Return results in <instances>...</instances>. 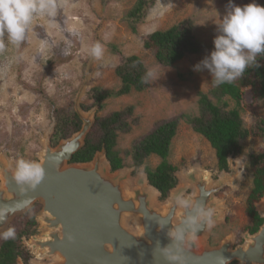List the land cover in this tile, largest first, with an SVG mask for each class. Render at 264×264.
<instances>
[{
    "label": "rangeland",
    "instance_id": "obj_1",
    "mask_svg": "<svg viewBox=\"0 0 264 264\" xmlns=\"http://www.w3.org/2000/svg\"><path fill=\"white\" fill-rule=\"evenodd\" d=\"M137 1L55 0L56 14L52 17L37 15L19 45L9 43L4 37L6 46L0 51V162H10L14 170L19 158L39 162L45 149V139H52L56 110L71 107L75 110V100L83 90L81 107L85 105L89 107L88 111L94 110V119L129 107L133 109L129 118L131 131L119 135L117 148L126 163L123 169L128 179L123 186L127 192L146 174V166L155 168L160 164L161 160L152 156L143 168L137 170L132 166L128 153L136 142L149 135L161 122L181 115H198L199 94H208L213 86L206 69L201 72L193 69L214 50L217 26L226 15L229 0H162L165 5L171 3L162 10V14L156 2L137 26L138 32L134 33L126 19ZM232 2L243 6L253 0ZM255 2L259 4L258 0ZM188 19L194 21L196 34L207 50L186 55L172 67L160 65L154 52L144 48V39ZM95 42L104 46V55L99 60L88 53V48ZM110 46L116 47L120 54H113ZM131 56L140 57L148 72L155 73L150 78V86L143 92L133 91L129 95L109 99L103 110L98 111V106L90 99L92 90L118 91L121 81L116 68L123 59ZM257 114L264 118V100ZM241 115L246 127L254 125L256 116L252 109L241 111ZM262 151L264 142L252 136L243 143L242 154L231 159L230 165L239 172L241 181L238 180L240 182L235 187L223 188L216 195L221 209L215 214L221 216V222L214 225L209 233L211 247H217L229 238H233L234 248L244 245L252 225L247 214V198L253 187L249 162L252 154ZM169 161L178 168V177L194 168L210 173L213 181L220 176L215 150L183 120L173 140ZM235 179L233 177L229 183L237 181ZM171 196L167 200L157 196L156 203L165 205ZM36 205L41 206L35 213V220L39 218L43 206L36 203L26 213L14 217L6 231L11 227L18 229L24 226L27 221L24 217ZM43 232L41 223H37L35 236H41ZM31 238L23 239V245L30 253L29 264L50 263L48 259H38L29 248ZM191 245L195 247V244Z\"/></svg>",
    "mask_w": 264,
    "mask_h": 264
},
{
    "label": "water",
    "instance_id": "obj_2",
    "mask_svg": "<svg viewBox=\"0 0 264 264\" xmlns=\"http://www.w3.org/2000/svg\"><path fill=\"white\" fill-rule=\"evenodd\" d=\"M83 95L81 90L75 100L81 130L56 147L51 145V137L45 139L39 161L45 176L39 185L30 188L17 184L11 163L0 162V233L14 217L41 203L36 221L44 232L32 236L28 246L38 259L50 260L47 264H170L163 249L173 245L171 233L186 227L184 221L195 215L176 205L173 197L189 192L187 198L214 210L213 226L219 224L221 216L215 213L221 204L216 195L241 181L239 172L230 165L233 157L228 159L229 172H222L216 181L199 168L180 174V186L172 189L171 198L160 206L156 197L161 198V194L149 184L146 174L127 192L123 183L128 174L124 169L113 172L104 150L89 163H72L95 123V111L86 112L81 107ZM231 176L237 180L232 184ZM176 177L179 180L177 173ZM255 208L263 225L257 233H248L244 245L236 248L233 238L211 247L208 237L213 226L198 232L195 241L186 232L184 242L179 244L184 264H264V198ZM172 250L175 254V247ZM18 264L24 262L19 259Z\"/></svg>",
    "mask_w": 264,
    "mask_h": 264
},
{
    "label": "trees",
    "instance_id": "obj_3",
    "mask_svg": "<svg viewBox=\"0 0 264 264\" xmlns=\"http://www.w3.org/2000/svg\"><path fill=\"white\" fill-rule=\"evenodd\" d=\"M156 2L157 0L136 2L126 19L134 33L138 32L137 26L143 22ZM258 3L264 6V0H258ZM144 48L152 50L157 62L164 67L174 66L186 55L201 54L207 50V46L197 36L194 21L191 19L149 35L144 39ZM110 50L113 54H120L114 46H110ZM257 63L259 67L247 68L234 82L220 86L212 84L208 94L200 93L198 115H181L161 122L149 135L132 146L128 155L131 157L132 166L137 170L143 168L152 156L161 160L157 167L146 166L144 171L149 184L160 192L162 200H166L178 184V168L173 166L169 159L173 140L182 120L191 126L195 133L205 138L215 150L219 170L228 171V159L242 154L243 143L249 137H257L264 142V118L257 114L258 107L264 100V55L257 57ZM147 72L140 57L125 58L116 68V75L121 81L120 89L104 91L94 88L90 99L98 106V111H101L109 99L129 95L133 91L143 92L150 86V80L145 83L143 79ZM82 108L85 111L90 110L85 105H82ZM246 109L255 112V123L251 127H246L241 115V111ZM132 114L133 109L129 107L107 116H96L95 123L85 139V145L74 155L72 163H89L97 153L104 150L112 171L123 169L126 163L117 149L118 137L131 131L129 118ZM55 116L56 125L51 139L53 147L78 133L82 127V121L73 107L57 109ZM249 164L253 187L247 198V214L253 221L249 231L255 234L263 225V219L257 213L255 204L264 198V151L252 154ZM40 207L36 205L24 217V220L27 219L24 226L18 229L10 228L14 229V237L7 240L0 238V264H18L19 259L24 264L29 263L30 253L25 249L23 239L37 234L35 213Z\"/></svg>",
    "mask_w": 264,
    "mask_h": 264
},
{
    "label": "clouds",
    "instance_id": "obj_4",
    "mask_svg": "<svg viewBox=\"0 0 264 264\" xmlns=\"http://www.w3.org/2000/svg\"><path fill=\"white\" fill-rule=\"evenodd\" d=\"M169 6L171 3L165 5L162 0H157V9L161 14ZM56 9L55 0H0V51L6 46L5 36L9 43L19 45L37 15L52 17L56 14ZM217 32L218 35L213 40L214 50L194 66V71L206 69L212 77V84L220 86L234 82L249 67H259L257 57L264 55V6H260L255 0L237 6L229 0L226 15L218 23ZM88 53L99 60L104 55V46L95 42L88 48ZM154 75L153 71L147 72L144 82L148 83ZM44 176V168L38 161L24 158L17 160L14 174L17 184L35 188ZM173 200L181 209L195 213L184 221L186 227L177 228L171 233L173 245L163 249L170 264H184V258L179 254V244L184 242L186 232L195 241L198 232L211 228L214 224V210L184 194L175 195ZM12 237L14 229H9L0 236L5 240Z\"/></svg>",
    "mask_w": 264,
    "mask_h": 264
},
{
    "label": "flooded vegetation",
    "instance_id": "obj_5",
    "mask_svg": "<svg viewBox=\"0 0 264 264\" xmlns=\"http://www.w3.org/2000/svg\"><path fill=\"white\" fill-rule=\"evenodd\" d=\"M222 172H229V165H228V171H226V170H220V174H221ZM249 218L251 219V217H249ZM251 221H252V219H251ZM252 222H253V221H252ZM248 232L250 233L249 229H248ZM250 234H251V233H250ZM233 264H235V262H234Z\"/></svg>",
    "mask_w": 264,
    "mask_h": 264
},
{
    "label": "bare ground",
    "instance_id": "obj_6",
    "mask_svg": "<svg viewBox=\"0 0 264 264\" xmlns=\"http://www.w3.org/2000/svg\"><path fill=\"white\" fill-rule=\"evenodd\" d=\"M231 177H232V178H231ZM231 177H230L229 181H231V180L233 179V177H234V176H231ZM37 256L39 257V255H38V254H37Z\"/></svg>",
    "mask_w": 264,
    "mask_h": 264
}]
</instances>
